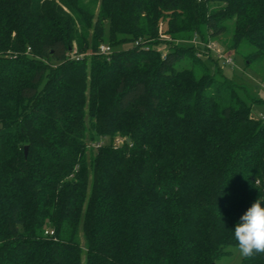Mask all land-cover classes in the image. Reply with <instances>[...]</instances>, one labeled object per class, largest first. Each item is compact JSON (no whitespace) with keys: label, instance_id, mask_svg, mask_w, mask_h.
I'll list each match as a JSON object with an SVG mask.
<instances>
[{"label":"trees","instance_id":"16d2710c","mask_svg":"<svg viewBox=\"0 0 264 264\" xmlns=\"http://www.w3.org/2000/svg\"><path fill=\"white\" fill-rule=\"evenodd\" d=\"M224 34L263 60L264 0H0V264L230 253L264 195L262 100L183 42Z\"/></svg>","mask_w":264,"mask_h":264},{"label":"rangeland","instance_id":"374dc122","mask_svg":"<svg viewBox=\"0 0 264 264\" xmlns=\"http://www.w3.org/2000/svg\"><path fill=\"white\" fill-rule=\"evenodd\" d=\"M227 38L228 35L224 34L221 36V40L219 37L213 39L226 49L227 46H225L224 42ZM104 42L105 44L111 45L108 40ZM125 46H130V43ZM250 47L251 46L247 44L240 50L227 51L229 54L233 55L235 59L234 66L226 65L223 60H218L215 57V54H213L212 58L204 57V60L209 66L211 72L216 76L224 75L227 77H233L238 83L245 85L248 88L252 97L261 99L262 101L254 102L252 104V111L257 115L264 117V79L262 76L264 59L248 64L246 61V55L252 50ZM157 48L161 51L165 48V45H158ZM216 61H218L217 64ZM229 249L230 253L223 256L218 261V264H241L242 258L236 253L235 247H230Z\"/></svg>","mask_w":264,"mask_h":264},{"label":"clouds","instance_id":"9594fccd","mask_svg":"<svg viewBox=\"0 0 264 264\" xmlns=\"http://www.w3.org/2000/svg\"><path fill=\"white\" fill-rule=\"evenodd\" d=\"M264 195L255 200L236 223L235 251L243 259L264 255Z\"/></svg>","mask_w":264,"mask_h":264},{"label":"built area","instance_id":"2783aa9c","mask_svg":"<svg viewBox=\"0 0 264 264\" xmlns=\"http://www.w3.org/2000/svg\"><path fill=\"white\" fill-rule=\"evenodd\" d=\"M184 43L191 44L195 46L197 50V54L200 57H213V54H215V57L218 60H223L226 65L234 66L235 59L233 55L229 54L225 49V47H222L217 41H215L212 38L203 39L199 36H194L189 41H183ZM135 44L140 45V41H137ZM163 53V56L166 51V46L164 49L161 50ZM113 52V47L109 44L101 43L96 51V53L104 55V56H110ZM69 58L71 59H82L85 54L80 53L77 51V48L73 49L69 54Z\"/></svg>","mask_w":264,"mask_h":264},{"label":"water","instance_id":"95a60500","mask_svg":"<svg viewBox=\"0 0 264 264\" xmlns=\"http://www.w3.org/2000/svg\"><path fill=\"white\" fill-rule=\"evenodd\" d=\"M27 151H28V147H26V153H27Z\"/></svg>","mask_w":264,"mask_h":264}]
</instances>
